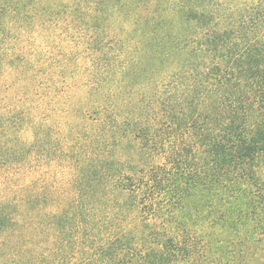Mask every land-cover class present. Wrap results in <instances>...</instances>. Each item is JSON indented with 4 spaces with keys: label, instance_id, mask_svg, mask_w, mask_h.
Masks as SVG:
<instances>
[{
    "label": "trees",
    "instance_id": "obj_1",
    "mask_svg": "<svg viewBox=\"0 0 264 264\" xmlns=\"http://www.w3.org/2000/svg\"><path fill=\"white\" fill-rule=\"evenodd\" d=\"M0 264H264V0H0Z\"/></svg>",
    "mask_w": 264,
    "mask_h": 264
},
{
    "label": "rangeland",
    "instance_id": "obj_2",
    "mask_svg": "<svg viewBox=\"0 0 264 264\" xmlns=\"http://www.w3.org/2000/svg\"><path fill=\"white\" fill-rule=\"evenodd\" d=\"M222 1H229V0H222ZM241 1H249V0H241ZM201 3H206V5L210 7H218V0H201Z\"/></svg>",
    "mask_w": 264,
    "mask_h": 264
}]
</instances>
